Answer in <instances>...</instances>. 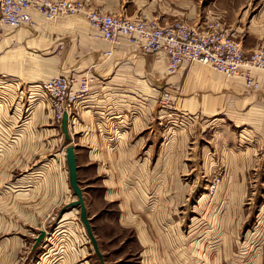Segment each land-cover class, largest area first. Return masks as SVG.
Returning <instances> with one entry per match:
<instances>
[{
    "label": "rangeland",
    "instance_id": "rangeland-1",
    "mask_svg": "<svg viewBox=\"0 0 264 264\" xmlns=\"http://www.w3.org/2000/svg\"><path fill=\"white\" fill-rule=\"evenodd\" d=\"M152 1L160 7L157 12L170 18H184L186 13L218 18L222 13L217 12L228 9L227 28L242 29L247 55L264 44L249 30L251 15L264 0ZM249 4L251 15L243 19ZM257 27L264 30V23ZM8 79L0 77V264H62L70 256L74 264L85 257H94L95 264H142L134 229L118 226V203L101 200L105 179L133 177L145 179L136 187L148 191L143 206L167 235V264H264V134L256 141L243 138L238 127L209 128L205 118L174 110L173 91L169 105L162 106V93L158 109L174 113L167 112L163 124L156 122L147 166L120 171L116 153L90 154L79 130L77 105L68 117L70 139L65 138L62 121L40 87L46 79ZM165 128L164 145L168 151L179 147L182 169L155 168ZM70 145L76 151L79 184L89 197L88 216L91 224L98 222L95 230L102 238L101 247L95 237L102 259L81 220L80 207L68 206L78 199L69 179ZM146 155L142 150L135 161L144 162ZM160 179L164 183L159 187ZM164 187L166 200L153 196ZM43 230L46 236L35 247ZM87 246L88 254L81 251Z\"/></svg>",
    "mask_w": 264,
    "mask_h": 264
},
{
    "label": "crops",
    "instance_id": "crops-1",
    "mask_svg": "<svg viewBox=\"0 0 264 264\" xmlns=\"http://www.w3.org/2000/svg\"><path fill=\"white\" fill-rule=\"evenodd\" d=\"M79 1L85 3L88 9L128 17L144 15L157 20L161 25H169L176 20L197 24L220 22L224 28L228 25V9L217 12L222 13L218 18H196L197 16L189 13L184 18H170L163 12H157L160 7H157L156 1L151 0ZM252 10L249 4L242 11V18L249 17ZM31 14L34 23L30 26L13 28L0 21V77L20 81H48L60 75L90 77V91L77 104L76 117L81 127L79 130L83 133L82 138L87 139L90 154L116 153L120 171L147 166L148 156L153 150L150 139L156 122L163 124L161 121L165 114L174 113L172 110L157 107L158 98L166 90L174 93V110L181 109L187 114L205 118L209 128L220 125L223 130L231 131L238 127L243 138H255L256 141L264 134L262 71H255L260 88L253 91L246 87L243 77L227 78L223 73L201 63L184 65L176 74L169 75L168 55L163 51L146 53L126 39L114 46L83 16L67 15L50 20L36 10H32ZM250 20L249 30L253 32V37L262 41L264 30L257 26L264 23V5L251 15ZM227 29L236 37H241L243 43L240 34L242 29L239 31L229 26ZM258 48L259 46L256 49ZM108 51H112L111 55H107ZM45 68L48 70L45 71ZM165 132L166 128L164 142L159 147L158 160H154L157 166L155 168L160 171L182 169V153L179 147H173L169 151L166 149ZM142 150L147 155L144 162L140 163L135 158ZM144 180L138 177L127 180L105 179L101 200L118 203V226L122 230L134 229L137 242L141 246L142 264H167V235L157 226L155 217L151 219L150 212L143 206L149 196L148 191L136 188ZM146 180L152 181L149 178ZM161 181L163 179L156 185H163L164 181ZM128 185H133L134 188L128 189ZM83 195L90 211L89 197L84 192ZM153 196L166 200L165 187L162 192ZM96 224L98 222H92V228L101 247L102 238L96 233ZM89 250L87 246L81 251L88 254ZM102 251L106 256L104 250ZM72 259L73 256H70L62 264H74L76 261L72 263ZM85 259L81 264H95L94 257Z\"/></svg>",
    "mask_w": 264,
    "mask_h": 264
},
{
    "label": "built area",
    "instance_id": "built-area-1",
    "mask_svg": "<svg viewBox=\"0 0 264 264\" xmlns=\"http://www.w3.org/2000/svg\"><path fill=\"white\" fill-rule=\"evenodd\" d=\"M32 10L50 20L83 15L114 46L126 39L146 53L163 51L168 55L169 75L176 74L184 65L201 63L227 78L242 76L248 89L257 90L259 81L254 70L264 73V47L247 55L243 43L220 22L197 24L176 20L169 25H161L144 15L128 17L88 9L79 0H0V21L13 28L30 26L34 23ZM111 53L108 51L107 55ZM40 87L55 115L62 121L65 114L72 116L76 105L88 95L90 77L60 75L45 81ZM163 94L161 105H169L170 91Z\"/></svg>",
    "mask_w": 264,
    "mask_h": 264
},
{
    "label": "water",
    "instance_id": "water-1",
    "mask_svg": "<svg viewBox=\"0 0 264 264\" xmlns=\"http://www.w3.org/2000/svg\"><path fill=\"white\" fill-rule=\"evenodd\" d=\"M62 130L65 134V138L67 140L70 139V134L68 130V114L64 115V118L62 120ZM67 164L69 168V179H70V185L77 195L78 199L72 203H70L68 206H79L80 207V217L82 222L84 223L87 232L93 242V245L95 247L96 252L98 253L100 259L103 258L102 253L99 250L98 242L96 240L95 235L93 234L92 224L90 221V217L88 216V210L85 204L83 190L79 184L78 179V166H77V157H76V151L75 147L73 145L68 146L67 148ZM46 231H41L36 239L35 247L45 238Z\"/></svg>",
    "mask_w": 264,
    "mask_h": 264
}]
</instances>
